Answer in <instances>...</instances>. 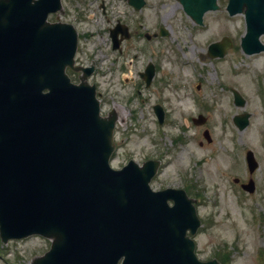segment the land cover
<instances>
[{"label": "water", "instance_id": "obj_1", "mask_svg": "<svg viewBox=\"0 0 264 264\" xmlns=\"http://www.w3.org/2000/svg\"><path fill=\"white\" fill-rule=\"evenodd\" d=\"M180 1L199 24L206 12L219 9L217 0ZM60 9L61 0H0L2 241L52 239L32 264H118L122 258L121 264H220L195 254L188 235L201 224L194 200L182 190L151 189L158 161L111 167L117 114L101 117L96 87L87 83L92 68L84 69L79 85L67 76V67L77 69V33L47 21ZM227 10L245 14V53L263 51L264 0H229ZM231 46L225 39L211 45L210 54L223 57ZM153 75L150 66L143 74L148 84ZM156 112L162 120L159 107ZM248 118L235 122L243 129ZM247 162L253 173L258 164L251 151ZM243 188L255 189L253 182Z\"/></svg>", "mask_w": 264, "mask_h": 264}, {"label": "rangeland", "instance_id": "obj_2", "mask_svg": "<svg viewBox=\"0 0 264 264\" xmlns=\"http://www.w3.org/2000/svg\"><path fill=\"white\" fill-rule=\"evenodd\" d=\"M77 1L83 10L81 0H62L64 13L59 17L81 35L77 64L97 68L88 81L97 86L102 115L111 110L118 115L112 166L119 169L129 160L139 164L160 160L151 187L183 188L195 200L202 222L194 237L198 258L206 261L217 256L225 264H264V52H243L244 15L230 16L228 0H218L219 10L208 12L204 25L198 26L177 0H149L142 30L151 32L158 23L168 36L152 43H124L119 52L113 50L108 30L123 21V0H88L94 21L87 16L81 20ZM101 4L106 5L105 13ZM56 18L53 15L49 20ZM211 28H215L212 35ZM223 37L232 40L233 47L224 58L211 59L209 44ZM150 62L158 71L146 87L140 73ZM244 77L249 79L247 85ZM78 79V75L72 78L77 83ZM234 90L244 98V106L234 103ZM155 105L164 111L162 124ZM184 105L188 112L181 110ZM246 113L248 125L237 128L234 117ZM199 115L205 122L194 124ZM256 123L259 130L253 134ZM205 131L211 142L205 139ZM248 150L259 165L253 174V194L241 188L250 178ZM235 178L240 182L235 183ZM50 244L40 236L6 244L0 240V264H32Z\"/></svg>", "mask_w": 264, "mask_h": 264}, {"label": "flooded vegetation", "instance_id": "obj_3", "mask_svg": "<svg viewBox=\"0 0 264 264\" xmlns=\"http://www.w3.org/2000/svg\"><path fill=\"white\" fill-rule=\"evenodd\" d=\"M124 2V12H123V21H117L118 23H121L125 34L128 36L127 39L125 40L124 43H128V42H133V43H140L141 40H145L144 42L146 43H152L157 41L159 38H161V25L156 23L157 25V29L151 31V32H146L143 31V25L145 23V16H144V11L146 10V8H148V6H150V1L149 0H145V3L143 4L142 7H140L139 9H137L135 7V3H133V0H123ZM80 3L84 6L83 10H81V8L78 6V1L76 3V6L79 8V11L81 12L80 14V18L82 20V18L86 19V16L89 15V11L91 10L89 5H88V0H81ZM133 3V4H131ZM137 3V2H136ZM85 5L87 7H85ZM100 8L102 9L103 13L106 12V5L105 4H101ZM160 19V18H159ZM109 34H110V38L112 41V37H111V29L108 30ZM95 67V72L97 70L96 66Z\"/></svg>", "mask_w": 264, "mask_h": 264}, {"label": "bare ground", "instance_id": "obj_4", "mask_svg": "<svg viewBox=\"0 0 264 264\" xmlns=\"http://www.w3.org/2000/svg\"><path fill=\"white\" fill-rule=\"evenodd\" d=\"M215 30V28H211L209 34L212 35L213 34V31ZM243 83H245L246 85L249 83V79L247 77H244L242 79ZM188 105H184V107L181 109L183 112H188ZM259 130V126L258 124L256 123L255 126H254V129H253V134H256Z\"/></svg>", "mask_w": 264, "mask_h": 264}, {"label": "trees", "instance_id": "obj_5", "mask_svg": "<svg viewBox=\"0 0 264 264\" xmlns=\"http://www.w3.org/2000/svg\"><path fill=\"white\" fill-rule=\"evenodd\" d=\"M223 264H225V263L223 262Z\"/></svg>", "mask_w": 264, "mask_h": 264}]
</instances>
